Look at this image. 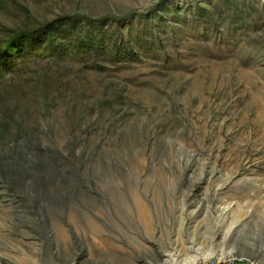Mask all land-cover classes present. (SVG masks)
Here are the masks:
<instances>
[{"label": "rangeland", "instance_id": "1", "mask_svg": "<svg viewBox=\"0 0 264 264\" xmlns=\"http://www.w3.org/2000/svg\"><path fill=\"white\" fill-rule=\"evenodd\" d=\"M62 18L0 72V264H264V0H0V51Z\"/></svg>", "mask_w": 264, "mask_h": 264}, {"label": "trees", "instance_id": "2", "mask_svg": "<svg viewBox=\"0 0 264 264\" xmlns=\"http://www.w3.org/2000/svg\"><path fill=\"white\" fill-rule=\"evenodd\" d=\"M72 22L74 21L62 18L45 24L32 33L20 35V37L13 40L10 48L0 51V72L4 68L12 69L13 63L24 55L47 51H49L50 55L63 54L67 50L66 48L62 50H60V47L53 48L51 43L57 38L60 41L70 40L72 42V39L75 40V38L71 39V35H68L75 28ZM75 43L78 44L79 39Z\"/></svg>", "mask_w": 264, "mask_h": 264}, {"label": "built area", "instance_id": "3", "mask_svg": "<svg viewBox=\"0 0 264 264\" xmlns=\"http://www.w3.org/2000/svg\"><path fill=\"white\" fill-rule=\"evenodd\" d=\"M201 264H217V263H215L214 261H210V262H208V263L203 262V263H201Z\"/></svg>", "mask_w": 264, "mask_h": 264}, {"label": "bare ground", "instance_id": "4", "mask_svg": "<svg viewBox=\"0 0 264 264\" xmlns=\"http://www.w3.org/2000/svg\"><path fill=\"white\" fill-rule=\"evenodd\" d=\"M223 233V232H222ZM224 234V233H223ZM171 256V255H170ZM171 258V257H170ZM124 264H126V263H124ZM173 264V263H172ZM176 264V263H175Z\"/></svg>", "mask_w": 264, "mask_h": 264}]
</instances>
